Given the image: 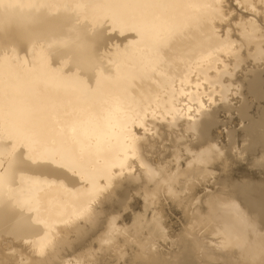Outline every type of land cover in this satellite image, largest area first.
Returning a JSON list of instances; mask_svg holds the SVG:
<instances>
[{
    "label": "bare ground",
    "instance_id": "1",
    "mask_svg": "<svg viewBox=\"0 0 264 264\" xmlns=\"http://www.w3.org/2000/svg\"><path fill=\"white\" fill-rule=\"evenodd\" d=\"M263 73L264 0H0V264H109L114 251L125 262L130 242L114 234L121 224L105 202L125 199L136 180L154 195L175 175L153 162L149 140L183 122L198 137L185 149H202L191 157L218 144L217 167L234 171L252 150L218 143L230 132L214 119L234 95L238 114L264 116ZM220 198L227 220L215 218L214 247L243 245L264 264V236L248 243L246 209ZM177 235L166 252L155 241L134 253L136 263L196 264Z\"/></svg>",
    "mask_w": 264,
    "mask_h": 264
},
{
    "label": "rangeland",
    "instance_id": "2",
    "mask_svg": "<svg viewBox=\"0 0 264 264\" xmlns=\"http://www.w3.org/2000/svg\"><path fill=\"white\" fill-rule=\"evenodd\" d=\"M262 67H263V65H262ZM237 75L241 76L242 74L241 73L239 74V72H238ZM261 77L264 79V73L261 75ZM259 88H261V90H264V83H262L259 86ZM250 96H248L246 98L247 99L246 101H248L249 104L255 103V101L252 99L254 97L252 95H250ZM232 97H233V99H231ZM232 97H230L231 100L227 101V102H229L228 103L229 105L228 104L227 105L230 106L231 110L230 111L228 110L229 112L225 111L226 113L225 112H219V114L217 113L216 118L214 119L215 121H219L220 130H222L221 132H223V131L230 132V134H229L230 136L228 135L227 132H223V134L227 133V135L225 136L226 138H224V135H225L224 134L222 137L223 139L219 138L218 143L223 144V142H225L224 139H227L229 137L228 139H231L232 142H234V143L237 142L235 144L238 147L240 146V144L241 145L243 144L246 146L248 145L247 149H249L250 152L252 150V153H253V156L251 154L249 156L250 157L252 156L253 160H252V158L249 157L246 161H244V163L238 164V166L234 169V171L231 170V169H233V168H231V167H233V164H229L228 165L229 167L227 166L224 168H222L221 166L217 167L216 162L218 161V157L221 155L220 153H218V152H220V151H218V144H217V146L213 145L212 147H210L209 145H207V143H205L206 145L203 144V145H205L204 147L206 149V153L210 150L212 152L211 153L208 152L207 154H209V155H207L205 153L204 156L207 155L206 158L203 156L204 158L201 157L200 160L196 159V158L194 159V156L192 155L193 157H191V154L195 153L194 151H196V153L201 152V150H202L201 148L203 145L201 146V148L200 147L198 148V150L201 149L200 151H197V147L192 148L193 152H192V150L187 151L185 149V145L187 144V141L189 142L188 144H190V142H191V144L192 143L194 144L198 138L197 134L192 133L193 131H191V132L186 131L185 125H183L184 124L183 122L180 123L178 125L179 127L177 126L176 128L175 127L174 128L167 127L165 130L166 133L163 132V130L165 129L164 128L162 131L159 132L161 137L158 136L157 138L155 137L156 139L151 138L149 140V141H151L150 144H152L151 146H148L149 150L152 148L154 149L156 146L159 148V149H157V148L154 149L156 152L155 154H157V155L152 154L154 151L153 149H152L153 151L151 150L146 154L151 158L154 155L152 160H153V162H155V164L156 163L158 164L157 160L160 159L159 162H162V164L164 165V166L161 165L160 167H162V166L164 167V171L165 172L167 171L166 174L170 175V174L175 173L176 176L173 175L174 176L173 178H170V179L167 178L166 181L160 180L158 185L160 186L162 184L161 185L162 188L160 186V189H159V188H157L158 185H156V190H155L154 195H151L152 193L151 194L148 193L150 190L145 191L142 187L138 188V186H137L138 182L137 181H139V180H136L133 187L131 186L126 190L128 192L125 196V199L122 197V199H124L125 201L124 200L121 201L122 199H120L121 197L119 195V196L115 197V199L117 198L119 202H117V199H116V201H115V199H111L114 202H112L111 200H109V203H108V201L105 202V204L108 205V207L110 208V210L107 209L108 212L111 211V214H112V215L111 214H108V215L111 216V219L114 216L115 219L117 218L116 221L118 220L117 223L115 221L116 224H113V225L118 227L121 224L118 227L117 231L114 230L115 231L114 234L116 236L121 237V238H122V236L124 238L128 237L127 241L130 242L126 245L125 250H124V254H125L124 260L126 258L125 262L122 261V259H120L118 257L117 254L119 251H117V252L114 251L113 254L116 257V261H113V260H115L114 259L115 257L112 254L113 258L110 259L109 264H111V263H113V264H117V263L118 264H124V263L125 264H137L136 263L137 256H139V254L147 251L148 248H150V247L153 248L156 245V243L158 245L155 246L154 249L155 248H157V249L159 248L160 250L164 249L162 251L166 252L171 247V245H168L169 240H171L170 241V244H171V242H173L172 240H174V235H177V234L180 235L181 241L185 245H187L188 258L191 261H194L196 264H251V259L254 257L247 256V255H244L242 253V251L245 249V247L243 245L234 246L233 244L229 245L227 243H224V244H220V245L214 247L215 245H217V244H215L216 237L218 240L219 238L221 239L223 236V234H222L223 229L218 230L217 228L223 227V223H221V222L222 221L224 222L227 220V219H221L220 218V216L225 217V215L223 213L225 211V208H223L222 202L219 201L220 197H222V198H225V197L231 198L232 197V199H235L238 203H240L246 209V216L244 218H245L246 223L248 225L249 224L250 225L248 227H246V230L239 232L240 236L246 235V241H248V243L253 241L256 244H258L257 238L264 236V223H263L264 222V201H263L264 200V196H263L264 195L263 194L264 193V191H263L264 190V146L263 145L264 144H262L264 142V134L262 135V133H264V131H263L264 129H260V128H264V124L263 123L260 124V122L264 119V116L260 115L259 116L261 118L260 119V118H258V115H256V113L254 114L251 112V114H249L250 113L249 111H248L249 113L247 112L248 115L244 114V113L238 114L235 108H237L241 104V101H243V100H240L241 99L240 96L238 97L237 95H234ZM230 103H232L233 106ZM210 108H209V110H210ZM233 114H235V115H233ZM263 115H264V113H263ZM259 120H260V122H259ZM249 122L250 123L253 122L252 124L255 123L256 125L259 123L260 125H257L259 127L256 128L257 126L254 124L252 127V124H250ZM263 122H264V120H263ZM181 125H183V127ZM244 125H246V126L249 125V126L248 127L245 126V129H244ZM260 126H262V127H260ZM221 127L224 128L225 130H223ZM171 128H172V130H171ZM235 129H238V130H235ZM257 129H259V130H257ZM170 130H171V132L173 131L174 133L173 132L170 133ZM246 130H247V132H246ZM216 131L218 133V129L215 130V132ZM162 132H163V134H162ZM248 132H250V133H248ZM185 133H186V135H185ZM244 133H246V134H244ZM252 133H254V134H252ZM181 134H183V135L181 136ZM258 135H260V136H258ZM256 136L260 137V138L262 137L263 139L257 138ZM252 138H254V139H252ZM179 139H182V140H179ZM157 140H159V141H157ZM252 140H254V141H252ZM255 140H258L257 144L256 143L253 144V142H255ZM234 143H233V145L235 146ZM171 144H173V145L171 146ZM182 144H184V145L182 146ZM160 151H161V153H160ZM218 154H220V155H218ZM185 158H186V160H185ZM188 159H190V160H188ZM204 160H205V162H204ZM248 160L250 162H248ZM254 160H256V161H254ZM200 161H201V163H200ZM252 161H254V163H256V164H253ZM180 174H182L183 176ZM244 177H245V179H244ZM185 178H188V180ZM250 184H251V186H250ZM152 185L149 184L151 189H152V187H151ZM147 186H148V184H147ZM132 188H134V189H132ZM177 189L179 190L178 192H176ZM131 190H134V191L131 192ZM173 190H175L176 193L173 192ZM236 190L238 192H236ZM242 192L244 194H242ZM260 192L262 195H260ZM189 193H191V194H189ZM260 197H261V199H260ZM183 198H185L186 200ZM173 199H175V200H173ZM178 200L179 201L181 200L180 201L181 203ZM177 201H178V203H177ZM110 202H112V203H110ZM116 203H119L121 205V207L122 206L123 207L121 208L120 205L116 204ZM183 208L185 209V211ZM103 210H105V209H103ZM107 210H105V211H107ZM254 211H255V213H254ZM106 214L107 213H105L104 216L102 215L103 216L102 218H104ZM123 214H125V215H123ZM255 214H256V216H255ZM257 216L259 218L258 222L260 221V223H258V224L262 225L261 226L262 228H260V226H257V223H256ZM108 217L106 219H108ZM122 217H124L125 219ZM215 218H217L218 221L219 220H222V221L218 222ZM120 219H121L122 223L119 222ZM214 219H215V221H214ZM157 222L160 223L161 227L156 226L158 224ZM216 222H218L217 224L218 225L220 224L221 226L219 225V227H218ZM250 222L253 224V226L251 225ZM154 223H156V224L154 225ZM103 224H106V223L103 222ZM211 224H213V226ZM162 226L164 228H162ZM157 227L158 228L160 227V228L158 229ZM212 227L214 228V230ZM173 228H174V230H173ZM124 229L125 230L127 229L126 231L129 233H127ZM166 229H169L170 232ZM210 229H212L213 233L210 232L211 231ZM193 230H194V232H192ZM221 230H222V232H221ZM130 231H132V232H130ZM162 231L164 232L163 233V236L165 235L164 237L161 236ZM214 231H216V232H214ZM102 232H103V230H102ZM150 232H152V234ZM167 232H168L170 238L166 237V235L168 236ZM85 233H84V235H85ZM99 234H98L99 236H94L95 238L93 237V241H95L94 239H96V237L102 238L101 235H103V234H101V231ZM131 235H132V237L133 236H135V237L132 238ZM152 235H154V236H152ZM155 235H158L159 237L158 236L155 237ZM213 235L215 237H213ZM98 238H97V240H98ZM157 238L158 239L162 238V239L158 240ZM212 238L215 239L214 242H213ZM148 239H150L151 241H154V242L152 243ZM220 239L218 241H220ZM137 240H138L139 246L137 245ZM140 240L143 241V244L140 243L141 242ZM135 241H136V243H135ZM155 241H156V243H155ZM159 241H162L163 243H160ZM167 241H168V243H167ZM144 242H146L147 244ZM151 243L153 244V246ZM145 244H146V246H144ZM213 244H215V245H213ZM159 245L160 246L163 245V246L160 248V247H158ZM166 245H167L168 249L166 247H164ZM137 246L139 248L141 247L140 249H137L138 251L136 250ZM133 247H135V249ZM152 248H150V249H152ZM130 249H132V252ZM144 249H146V250L144 251ZM154 249H152V250H154ZM139 251H141V252L139 253ZM126 253H129L128 255H130V256H128ZM134 253H136V254L139 253V254L137 256L135 254L134 255L135 258H134V256H133ZM131 258H132V260H131ZM149 261H151V260H149ZM146 264H149V263H146Z\"/></svg>",
    "mask_w": 264,
    "mask_h": 264
}]
</instances>
